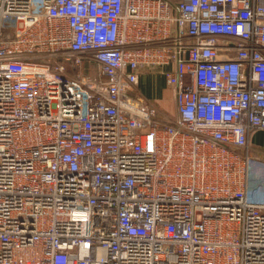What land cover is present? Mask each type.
<instances>
[{
  "label": "built area",
  "instance_id": "built-area-1",
  "mask_svg": "<svg viewBox=\"0 0 264 264\" xmlns=\"http://www.w3.org/2000/svg\"><path fill=\"white\" fill-rule=\"evenodd\" d=\"M260 130L264 0H0V264H264Z\"/></svg>",
  "mask_w": 264,
  "mask_h": 264
},
{
  "label": "crops",
  "instance_id": "crops-1",
  "mask_svg": "<svg viewBox=\"0 0 264 264\" xmlns=\"http://www.w3.org/2000/svg\"><path fill=\"white\" fill-rule=\"evenodd\" d=\"M147 72L140 75L138 80V85L146 83L148 81ZM137 86V85H136ZM134 93L142 95L138 89L134 90ZM151 95V94H148ZM144 96V95H143ZM175 99L174 91L172 88L168 91L167 94L162 95L154 103V105L163 113L169 111L171 106L169 105V97ZM250 147L252 149V155L254 159L252 160L250 166V180L248 191L250 196L257 201H264V130L257 131L250 136Z\"/></svg>",
  "mask_w": 264,
  "mask_h": 264
},
{
  "label": "rangeland",
  "instance_id": "rangeland-1",
  "mask_svg": "<svg viewBox=\"0 0 264 264\" xmlns=\"http://www.w3.org/2000/svg\"><path fill=\"white\" fill-rule=\"evenodd\" d=\"M146 74L148 77V81L146 83H143V85L137 84L136 89L139 90L142 96L144 95L143 97L146 96L155 103L156 101H159L157 100L158 98L168 93L171 86L166 83L162 73L158 69L149 70ZM169 105L171 106V109L169 111L163 112L162 114L167 119L173 120L176 118V104H175V99L173 102L171 96L169 97Z\"/></svg>",
  "mask_w": 264,
  "mask_h": 264
}]
</instances>
